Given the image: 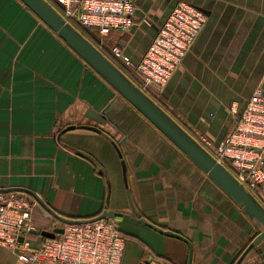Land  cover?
Instances as JSON below:
<instances>
[{
    "label": "crops",
    "instance_id": "obj_1",
    "mask_svg": "<svg viewBox=\"0 0 264 264\" xmlns=\"http://www.w3.org/2000/svg\"><path fill=\"white\" fill-rule=\"evenodd\" d=\"M132 1L135 21L146 18L151 27L112 32L107 40L135 63L177 3L207 11L164 97L171 113L218 145L234 129L231 103L242 108L258 89L264 94V0ZM82 125L102 133L62 132ZM122 161L142 218L186 237L193 264H233L262 231L20 0H0V190L33 191L68 219L131 215ZM258 199L264 207V196ZM46 218L38 207L34 228L49 231ZM113 220L126 237L122 264H187L186 243ZM255 250L244 264H264V241ZM0 264H17V256L0 247Z\"/></svg>",
    "mask_w": 264,
    "mask_h": 264
},
{
    "label": "built area",
    "instance_id": "obj_2",
    "mask_svg": "<svg viewBox=\"0 0 264 264\" xmlns=\"http://www.w3.org/2000/svg\"><path fill=\"white\" fill-rule=\"evenodd\" d=\"M52 1L67 23L85 33L113 64L131 72L133 78H128L146 95H151L148 90L166 89L207 22L200 8L177 3L142 60L132 63L123 46L107 43L112 32L128 33L140 25L151 27L146 18L135 21L138 7L132 0ZM228 110L233 131L218 145L202 136L198 141L258 198L264 192V94L258 89L244 107L234 101ZM38 206L25 194H0V247L12 250L17 264H122L126 240L113 219L65 226L62 235L38 243L29 237L35 229L33 213ZM142 264L165 263L149 260Z\"/></svg>",
    "mask_w": 264,
    "mask_h": 264
},
{
    "label": "water",
    "instance_id": "obj_3",
    "mask_svg": "<svg viewBox=\"0 0 264 264\" xmlns=\"http://www.w3.org/2000/svg\"><path fill=\"white\" fill-rule=\"evenodd\" d=\"M40 21L54 32L66 45L72 49L94 72H96L129 105L136 109L151 125H153L174 147L178 149L189 161L200 169L214 182L244 213L252 220L258 222L262 231L253 240L247 250L238 260L241 264L249 252L264 241V207L259 200L250 193L244 185L212 154H210L197 140H195L175 119H173L161 106L142 92L118 67H116L95 45L79 30L67 23L63 16L46 0H20ZM205 14L207 11L201 9ZM109 108V107H108ZM107 110V109H106ZM106 110L103 114H106ZM77 128L96 133L102 130L93 126H70L62 132ZM121 156V154H120ZM122 157V156H121ZM124 183L132 214L104 211L100 216L92 219H68L56 212L37 193L25 189L0 190V194L21 193L33 198L38 205L63 227L53 231H40L33 229L30 235L37 238L38 243L46 239L54 240L64 233L65 226L77 225L85 222H94L104 219H128L148 227L155 232L186 243L189 247L187 264H193L194 250L192 243L183 235L163 228L142 218L138 212L129 189L125 162L122 161ZM23 240V238H22Z\"/></svg>",
    "mask_w": 264,
    "mask_h": 264
},
{
    "label": "rangeland",
    "instance_id": "obj_4",
    "mask_svg": "<svg viewBox=\"0 0 264 264\" xmlns=\"http://www.w3.org/2000/svg\"><path fill=\"white\" fill-rule=\"evenodd\" d=\"M73 27H75V26H73ZM77 30H80V29H78L77 27H75ZM81 31V30H80ZM82 32V31H81ZM85 34V33H84ZM91 40V39H90ZM92 41V40H91ZM107 43L110 45V46H114V45H118V44H112V43H110L108 40H107ZM119 45H121V44H119ZM122 46V45H121ZM124 51H125V48H124ZM125 55L128 57V59L132 62V63H135L127 54H126V52H125ZM107 56V58H109L110 60H111V58H110V56L109 55H106ZM112 61V60H111ZM114 62V61H113ZM115 64V66L116 67H118L120 70H122V72H125L124 74L127 76V77H129L131 80H132V78H133V75H132V73L130 72L129 73V71L123 66V65H121V64H119V63H116V62H114ZM148 92L151 94V95H148L154 102H156L159 106H161L166 112H168L169 114H172V116H175L174 118L182 125V126H184L185 128H186V130L188 129V131L190 132V133H192V134H194V136L197 138V140H199V138L201 137L197 132H196V130L195 129H193L187 122H185L184 121V119L183 118H181V117H179V116H177V115H174L173 113H171V111L169 110V107H168V105H167V101H166V99H165V97H164V93H165V91H163V92H158V91H156V90H148ZM203 137V136H202ZM262 196H264V192H260V195L258 196V198H260L261 199V197ZM38 207H40V206H38ZM36 209H38V208H36ZM40 209H41V207H40ZM45 213H46V215H47V218H46V220L44 221V222H46L47 223V228H49V231H53L54 229V227L55 228H59V227H63L62 225H61V223H59L57 220H55L54 218H52L46 211H44ZM252 258H255V256H253ZM257 259H258V257H256ZM262 261H264V259H262Z\"/></svg>",
    "mask_w": 264,
    "mask_h": 264
},
{
    "label": "trees",
    "instance_id": "obj_5",
    "mask_svg": "<svg viewBox=\"0 0 264 264\" xmlns=\"http://www.w3.org/2000/svg\"><path fill=\"white\" fill-rule=\"evenodd\" d=\"M48 1L60 14H61V11L60 9L57 7V5L52 1V0H46ZM80 31V30H79ZM81 32V31H80ZM87 39V35L84 34L83 32H81ZM258 199V198H257ZM259 200V199H258ZM143 216V215H142ZM73 220H79V219H86V218H72ZM258 234H256L252 240L250 241V243L247 245V247L245 249H243V251L241 252V254L237 257L236 261H234L233 264H237L238 260L240 259V257L243 255V253L247 250V248L250 246V244L253 242V240L257 237ZM124 236V235H123ZM29 237L31 238H36L35 236H32V235H29ZM124 238L126 239V237L124 236ZM258 253L257 251L254 249H252L249 254L246 256V258L242 261L241 264H244L249 258L253 257V256H256Z\"/></svg>",
    "mask_w": 264,
    "mask_h": 264
}]
</instances>
